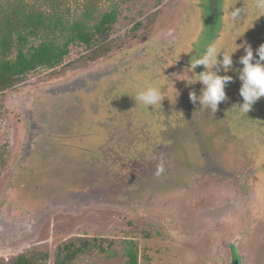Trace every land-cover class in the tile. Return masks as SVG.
Segmentation results:
<instances>
[{
    "label": "rangeland",
    "instance_id": "obj_1",
    "mask_svg": "<svg viewBox=\"0 0 264 264\" xmlns=\"http://www.w3.org/2000/svg\"><path fill=\"white\" fill-rule=\"evenodd\" d=\"M16 1L70 19L116 9L117 21L106 57L84 63L72 46L0 95V263L38 248L54 264L59 246L88 239L69 264H129L130 251L138 264H232L235 241L242 264H264V97L233 109L245 53L216 114L189 98L202 84L174 79L209 45L231 52L238 39L255 53L257 0ZM148 87L171 101L136 105Z\"/></svg>",
    "mask_w": 264,
    "mask_h": 264
},
{
    "label": "trees",
    "instance_id": "obj_2",
    "mask_svg": "<svg viewBox=\"0 0 264 264\" xmlns=\"http://www.w3.org/2000/svg\"><path fill=\"white\" fill-rule=\"evenodd\" d=\"M117 21L116 9L99 15L88 9L82 17L68 18L63 12L29 8L24 2L9 0L0 3V95L22 84L40 70H54L69 56L72 46L84 49V63L95 62L111 51L112 27ZM71 66V65H70ZM2 106H0V118ZM2 167L5 164L1 161ZM94 244L68 243L58 247L54 264H69ZM129 264H138L134 252L127 253ZM50 255L30 248L0 264H48Z\"/></svg>",
    "mask_w": 264,
    "mask_h": 264
},
{
    "label": "clouds",
    "instance_id": "obj_3",
    "mask_svg": "<svg viewBox=\"0 0 264 264\" xmlns=\"http://www.w3.org/2000/svg\"><path fill=\"white\" fill-rule=\"evenodd\" d=\"M256 6L264 10V0H257ZM242 13H244V8L236 6L228 10V16L233 21L241 19ZM236 41L235 50L231 52L218 51L216 47L209 45L202 53L192 55L189 66L174 76L175 80L185 81L187 86L197 83L203 85L199 95L195 91L189 93V98L194 105L197 101L199 102L200 110L209 109L216 114L219 105L228 99L225 89L233 82V76L227 75V73L233 71V55L239 49H243L245 53L238 61L243 67L237 70L238 78L241 81L239 95L242 97L243 103L233 109L238 108L240 112L248 114L253 106L264 97V44H261L254 53L250 44L245 42L237 45ZM199 66H203L205 71L197 73L196 68ZM168 68L163 69V74ZM221 70L225 73L224 75L219 74ZM171 81L173 83V80ZM165 98H167V90L164 88L148 87L140 90L133 99L136 105L142 103L152 107L158 103L162 105Z\"/></svg>",
    "mask_w": 264,
    "mask_h": 264
},
{
    "label": "water",
    "instance_id": "obj_4",
    "mask_svg": "<svg viewBox=\"0 0 264 264\" xmlns=\"http://www.w3.org/2000/svg\"><path fill=\"white\" fill-rule=\"evenodd\" d=\"M232 249V264H242V255L238 249V241L231 244Z\"/></svg>",
    "mask_w": 264,
    "mask_h": 264
},
{
    "label": "flooded vegetation",
    "instance_id": "obj_5",
    "mask_svg": "<svg viewBox=\"0 0 264 264\" xmlns=\"http://www.w3.org/2000/svg\"><path fill=\"white\" fill-rule=\"evenodd\" d=\"M22 165H23V163L21 162L20 165H19V167H18L19 168V171H18L17 175H19V173L22 172L21 170H24V168L21 167ZM24 186L25 185L22 184V187H24ZM22 196H24V195H22Z\"/></svg>",
    "mask_w": 264,
    "mask_h": 264
}]
</instances>
